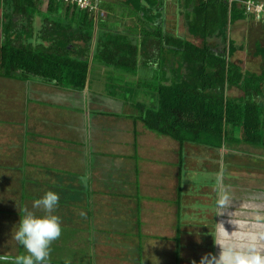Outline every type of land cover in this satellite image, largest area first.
<instances>
[{
    "label": "crops",
    "instance_id": "crops-1",
    "mask_svg": "<svg viewBox=\"0 0 264 264\" xmlns=\"http://www.w3.org/2000/svg\"><path fill=\"white\" fill-rule=\"evenodd\" d=\"M239 32L253 47L244 45L232 61L244 71L258 74L249 66L258 64L264 69V59L258 54V45L264 49V25L252 18L233 25L231 38L242 47L243 41L239 43L236 38ZM155 65L150 63L149 68ZM166 73L171 77L170 70ZM36 79L0 75V254L9 255L10 248L17 244L11 232L26 211L45 215L42 209L33 207V201L48 191L59 196L52 214L60 221L71 209L75 214L84 209L95 222L96 216L108 212L111 198H116L118 227L124 243L135 245L126 236L135 234L138 225L146 240H166L167 245H173L175 256L179 251L176 261L180 264H219L216 258L228 249H258L264 253V149L242 143L241 133L236 131L222 148L188 143L182 148L171 138L149 132L141 123L135 125L128 119L133 113H127L131 107L127 101L103 96L89 101V89L79 93ZM233 90L237 89L229 90L227 95ZM228 97L242 98L243 93ZM41 101L45 108L36 106ZM104 102L119 105L121 112L90 110L93 103L102 107ZM78 103L85 106L82 112L99 119L108 115L123 120V114L128 115L127 124L119 128L122 138L114 142V162L108 157L112 154L102 146L110 139L99 135L93 142L100 146L93 144L92 158L87 161L93 164L88 163L89 167L83 169L86 164L78 161L77 143L87 142L82 138L87 117H81L80 129L71 127L74 114L68 123L63 121L64 126L69 125L66 128L58 121L59 108L78 112ZM104 127L107 125L101 127L103 131ZM150 134L157 137L150 140L151 148L147 150L143 137ZM147 154L154 156L146 157ZM147 165L150 170L144 171ZM151 171L153 174H149ZM110 172H116V187H109L108 180L104 181ZM80 189L86 193L84 204L78 206ZM102 205H108L107 210ZM92 211L97 212L94 217ZM145 229L153 234H145Z\"/></svg>",
    "mask_w": 264,
    "mask_h": 264
},
{
    "label": "trees",
    "instance_id": "trees-1",
    "mask_svg": "<svg viewBox=\"0 0 264 264\" xmlns=\"http://www.w3.org/2000/svg\"><path fill=\"white\" fill-rule=\"evenodd\" d=\"M240 1L247 0H127L122 5L104 0V15L95 19L57 0H0V75L39 78L84 93L90 61L134 74L141 64L153 63L162 74L157 86L145 91L149 106L131 104L128 119L135 125L182 148L187 143L222 148L240 130L239 141L264 149V72L244 71L232 61L244 46L232 40L230 29L252 18ZM167 2L183 14L189 35L200 45L167 30ZM258 54L264 59L261 45ZM233 88L243 97L229 98Z\"/></svg>",
    "mask_w": 264,
    "mask_h": 264
},
{
    "label": "rangeland",
    "instance_id": "rangeland-1",
    "mask_svg": "<svg viewBox=\"0 0 264 264\" xmlns=\"http://www.w3.org/2000/svg\"><path fill=\"white\" fill-rule=\"evenodd\" d=\"M109 1L112 3H117L119 5H122L127 0H109ZM122 9L123 8L121 7L117 8L118 15H121ZM166 10L167 11H166L165 23L167 30L179 37H183L197 45H200L201 44L200 40L194 39L189 35L183 14L180 13L179 10H177V8L173 6V4H171L170 2L166 3ZM39 24L40 22H38V25ZM243 32H239L236 35L238 42L240 43L243 41L242 46L245 45L246 48L253 47L251 46V43L245 40L244 38L245 36ZM231 35H233L232 30H231ZM89 63L91 67L88 75V85H87L89 88L88 91L89 101L91 100V98L94 99L97 96H103L104 98L111 97V98L119 99L121 101L127 100L128 105L131 104L135 105L141 103L149 106V104L152 102V100L150 99V94H147V92L145 91L146 89L147 90L150 89L149 91H152V89L155 88V86H157V82H159L158 78L162 74L160 68L157 69L156 67L146 68V66L141 64L136 74H134V72H127L114 68H106V70H102L97 62L92 63L90 61ZM256 65L258 64H251L249 66V69L251 68L254 72L258 73V75H261L264 72V69L259 68ZM165 70L166 71L170 70V68ZM29 79L32 80L34 79V81L37 80L36 78H29ZM65 81H70V78L67 77V80ZM136 81L140 83L138 84ZM70 84L72 83L70 82ZM228 95H232L234 97H240L242 96V92L239 90H233V93H229ZM79 101L80 100H78V102ZM97 104L93 103V106L90 109L92 112L95 111H100V112L104 111L109 113L121 112V108L119 107V105L115 103L105 104L104 102L102 104L103 105L102 107H100V105L98 106ZM36 106L40 107V109L45 108L43 101H41V103L36 104ZM76 106L78 108V112L73 109L59 108L58 121H62L61 123L62 127L66 128L69 125L64 126L63 121L67 122L69 116L71 117L72 120L73 119L72 115L74 114V116H76L75 117L76 124L71 123V127L72 126L74 127V125H76L75 126L76 129H80L81 124L79 122L80 121L83 122L81 117H87V120L89 122L85 121L86 122L85 124H87L88 126L86 125L85 128L82 129L83 132L85 133L82 138L83 139L86 138L87 142L78 141L77 151H76L78 161H83L84 164H86L85 166H83V169L84 168L87 169V167H89L88 163L91 165L93 164L92 161L89 162L87 161L92 158L93 144L98 147L100 146L99 143L93 142L94 138L97 135H99L100 137L104 136L110 139L111 142L107 144H102V146L104 149L109 150L107 152L111 153L112 155L108 157L112 158L114 162L115 153L113 152L116 151L114 142L122 138V135L121 136L118 135V132L121 125H123L124 123L127 124V118L123 116L124 119L120 120L118 116L109 117L108 115H105L104 117H102V119H99L98 117L92 114H86L82 112L83 110L82 108L85 107L84 104L82 105L78 103V105L76 104ZM123 111L125 112L126 109H124ZM128 111L129 112L127 113L131 114L133 111L132 107L128 108ZM92 119H93V125L95 126L92 125ZM129 123H132L133 125L132 120H130ZM106 125L107 127H104V130L106 131L105 132L101 129V127ZM237 132L240 133V130H238ZM154 137L156 138L157 136H153L150 134V135H145V137H143L145 139L144 148H146L147 150L151 148L152 142L150 143V140L154 141L155 140ZM163 143H167V141ZM174 151L176 152L177 149H174ZM70 152L73 153L72 150ZM142 152L143 151H141V156L143 155ZM148 155L149 154H147L146 157H148ZM150 155L151 157L154 156V154H150ZM69 157H72V155L68 156V158ZM137 160H139V157H137ZM135 166H137V162H135ZM147 167L150 166L147 165L144 171L150 170ZM225 168L226 166H224V169ZM114 171H116V166L114 168ZM149 174H153V172L151 171ZM85 179L83 178L82 181L84 182ZM116 179H117L116 172L115 173L110 172L109 178L106 177L104 181L107 182L108 180L110 185L109 187H116V185H118V181H116ZM85 193H86L85 190L80 189L77 191L78 206L80 204L82 205L84 204ZM87 195H89V193ZM102 206L104 209L107 210L108 205H102ZM79 209L80 207H78V210ZM80 210L81 211H78L75 214L72 213V209H71L69 211V214H67L66 217L61 220V235L50 246L48 264H176L177 263L176 256L174 255L175 247L173 245H167L165 243L166 240H160V239H153L154 241L146 240L143 233L140 232V230L138 229V225H137V232H134L135 234L131 235L130 232L126 236V238H131L128 239V241L132 240L135 243V245H133V243L131 244L124 243V241L121 238L122 234L120 232V230L122 229L121 227H118L117 208H115L114 206L110 205L107 213L101 214L98 217L96 216L95 222L90 220V217L86 214V211L84 209H80ZM95 213L97 212L92 211V217L96 215ZM144 232L145 234H153L148 229H145ZM10 249H11V251L9 252L10 257H15L24 254L23 249L18 244L13 245L12 248ZM139 253H142V255H140ZM193 255L194 253L192 255L190 254V257L192 258ZM164 257L165 260L162 259ZM194 262L201 263L197 260H195ZM189 264L191 263L189 262Z\"/></svg>",
    "mask_w": 264,
    "mask_h": 264
},
{
    "label": "clouds",
    "instance_id": "clouds-1",
    "mask_svg": "<svg viewBox=\"0 0 264 264\" xmlns=\"http://www.w3.org/2000/svg\"><path fill=\"white\" fill-rule=\"evenodd\" d=\"M59 203V196L48 191L33 201V207L42 209L43 216L26 211L14 225L11 238L23 249L24 254L10 257L0 254V264H48L51 244L61 235L60 218L52 214ZM219 264H264V253L258 249H228L220 253Z\"/></svg>",
    "mask_w": 264,
    "mask_h": 264
},
{
    "label": "built area",
    "instance_id": "built-area-1",
    "mask_svg": "<svg viewBox=\"0 0 264 264\" xmlns=\"http://www.w3.org/2000/svg\"><path fill=\"white\" fill-rule=\"evenodd\" d=\"M58 2L67 5L75 6L81 11H87L98 18L99 14L104 15L100 10V3L104 0H57ZM233 3L235 0H224ZM245 8L246 14L254 18L257 22H264V1L247 0L239 2Z\"/></svg>",
    "mask_w": 264,
    "mask_h": 264
}]
</instances>
